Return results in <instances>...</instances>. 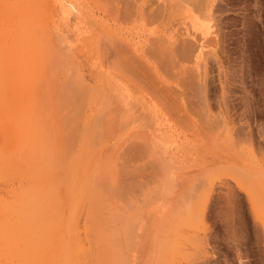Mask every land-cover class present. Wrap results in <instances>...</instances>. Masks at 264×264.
<instances>
[{"label": "rangeland", "instance_id": "374dc122", "mask_svg": "<svg viewBox=\"0 0 264 264\" xmlns=\"http://www.w3.org/2000/svg\"><path fill=\"white\" fill-rule=\"evenodd\" d=\"M258 186L264 0H0V264H264Z\"/></svg>", "mask_w": 264, "mask_h": 264}, {"label": "bare ground", "instance_id": "6f19581e", "mask_svg": "<svg viewBox=\"0 0 264 264\" xmlns=\"http://www.w3.org/2000/svg\"><path fill=\"white\" fill-rule=\"evenodd\" d=\"M76 25H77V23H76ZM247 169H249V168H247ZM242 172H244V171H242ZM242 172H241V174H242ZM246 172L249 173L248 170H247ZM244 173H245V172H244ZM244 173H243V174H244ZM247 173L244 174V176L247 175ZM165 176H166V177H165ZM240 176H241V175H240ZM247 176H250V173H249V175H247ZM172 177H174V176H172V174H170V175H168V174H164V175H163V178L168 179V181H171L170 179H173ZM241 177H242V176H241ZM173 180H175V179H173ZM240 183H241V182H240ZM243 185H244V184H243ZM243 185H242V186H243ZM255 186H256V185H255ZM232 187H233V186H232ZM232 187H231L230 185H228V187H227V191H226L227 194H229V193L232 191ZM256 187H257V186H256ZM256 187H255V188H256ZM260 187L262 188L263 186H260ZM260 187L258 186V188H260ZM253 188H254V187H253ZM261 188H260V189H253V190L251 189V190H249V191H253V192H248V190H247L246 192H248V194H249L250 196L253 197L255 192H260V191H261ZM255 190H256V191H255ZM254 191H255V192H254ZM246 192H245V193H246ZM260 193H261V192H260ZM263 196H264L263 193H261V195H259V197H263ZM257 200H258V199H257ZM257 200H256L255 198H252V202H253V203H255ZM92 218H93V217H92ZM233 219H234V218H233ZM116 228H117V227H116ZM119 228H120V227H119ZM94 230H95V229H93V228L90 229L89 234H90L91 236H92ZM96 232H97V230H95V233H96ZM93 235H94V234H93ZM102 239H103V238H102ZM103 240H104V242L100 244V248H104V247H106L108 244H110V239H107V237L104 238ZM154 247H155V246H154ZM99 253H101V252H99ZM99 253H98V254H99ZM94 255H95V254H94ZM130 256H131V255H130ZM102 258H103L104 260H105V259H110L109 257H102ZM136 258H137V257H136ZM129 259H130V258H129ZM115 260H116V259H115ZM129 263H130V262H129Z\"/></svg>", "mask_w": 264, "mask_h": 264}]
</instances>
